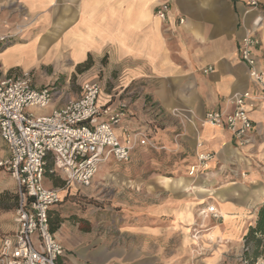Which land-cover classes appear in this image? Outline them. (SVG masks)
Segmentation results:
<instances>
[{"label":"crops","instance_id":"obj_1","mask_svg":"<svg viewBox=\"0 0 264 264\" xmlns=\"http://www.w3.org/2000/svg\"><path fill=\"white\" fill-rule=\"evenodd\" d=\"M162 2L171 6L167 21L156 16ZM20 8L28 23L21 39L0 47V74L31 70L35 85L41 87L61 77L62 72L97 70L100 66L103 70L105 66L95 78L101 84L99 104L109 102L117 107L125 98L123 92L136 89L160 112L153 118L140 97L126 109L123 126L151 128V140L164 146L167 151L161 154L168 155L176 149L173 138L179 124L184 129L179 149L184 152L180 159L185 174L145 180L133 176L120 186L127 192L125 201H119L127 225L123 231L131 236L128 242L112 246L104 233L92 240L91 232L80 227L81 216L68 214L71 205L51 208V220L58 215L63 218L55 231L67 250L61 262L191 264L196 244L213 248V239L218 237L240 240L244 248L264 203V98L256 99L248 109L253 130L245 147H238L227 129L201 127L198 120L208 111L226 108L227 100L236 93H259L239 56V45L256 12L264 13V0L257 11H248V0H0L1 34L8 31L3 24L6 17L10 25L21 19ZM180 18L185 21L180 23ZM256 36L259 44L254 54L264 70V24ZM208 66L214 70L205 73ZM147 119L152 126L144 123ZM118 134L124 138L121 130ZM0 146V155L5 156L8 151L2 140ZM149 149L150 145L137 146L132 159L137 152ZM200 150L216 152V159L207 173L189 176L188 167ZM110 161L114 160L99 168L102 174L108 171ZM130 171L140 174L136 169ZM45 184L62 189L61 203L66 200L72 205L84 190L65 188L56 174L47 173ZM210 203L225 217L212 230L207 229V223L214 218L200 213ZM16 206L17 183L9 172L0 170V244L4 235L16 229ZM194 223L199 234L189 230Z\"/></svg>","mask_w":264,"mask_h":264},{"label":"built area","instance_id":"obj_2","mask_svg":"<svg viewBox=\"0 0 264 264\" xmlns=\"http://www.w3.org/2000/svg\"><path fill=\"white\" fill-rule=\"evenodd\" d=\"M261 2L248 0V11H257ZM170 11V4L162 2L156 16L167 21ZM257 12L241 39L239 56L247 64L259 93H236L227 100L226 108L208 111L198 120L201 127L227 129L238 147L250 144L253 122L248 109L256 99L264 98V70L254 54L259 44L256 32L264 24V13ZM184 21L179 19L180 23ZM17 34L0 35V47L10 44ZM213 70L212 66L203 69L205 73ZM100 95L101 84L96 80L84 82L79 95L68 97L60 84L37 87L28 72L0 74V138L8 151L0 157V170L15 179L18 195L16 229L2 237L0 264H63L67 250L52 232L49 217L50 209L62 200V189L46 186L47 173L59 175L65 188L83 190L91 186L99 168L110 159L127 163L137 146L156 147L145 129L131 130L122 125L128 106L125 101L117 107L109 102L99 104ZM52 105L49 113L38 112ZM119 130L124 133L123 139ZM215 159L214 151H198L188 175L207 173ZM200 213L223 218L212 203Z\"/></svg>","mask_w":264,"mask_h":264},{"label":"rangeland","instance_id":"obj_3","mask_svg":"<svg viewBox=\"0 0 264 264\" xmlns=\"http://www.w3.org/2000/svg\"><path fill=\"white\" fill-rule=\"evenodd\" d=\"M21 11V19L15 21L10 25L8 18L6 17L3 21V24L7 26L8 31L6 30L4 33H0V35H9V34H19L16 35L15 39L12 42H15L21 39L22 30L26 27V12L24 9L20 8ZM11 42V43H12ZM105 65V64H103ZM68 70V69H67ZM82 70V69H80ZM79 68H76L75 71L68 73H61V77L56 79H52L49 84L56 83L60 84L62 89L64 90L66 96L75 97L79 95V90L81 88V84L88 80H95L98 78L103 70H106L104 66L102 70V66H100L97 70L91 69L88 71L81 72ZM21 72H28L34 78V73L31 70H22ZM64 77V78H63ZM107 86H110V81ZM127 91L123 92V96H125L124 100L128 106L127 108L136 102V99L140 97L143 98L145 95L140 90H130L129 93L126 94ZM145 99V98H143ZM146 104L144 105V109H147V113L151 114L154 118L159 116L157 107L151 103V100L148 98L145 99ZM126 108V109H127ZM40 113L44 112V110L38 111ZM146 113V112H144ZM152 119L151 117H149ZM147 119L144 121L145 124H150L152 126L153 122ZM157 121V120H156ZM154 121L156 124L157 122ZM149 136V140L155 144L156 147L150 146L151 149L148 151H144L141 153L137 152V154L133 157L132 161L129 164L122 165L118 164L114 161H110L107 164V170L104 174L99 171V173L93 179V183L90 187L84 188L81 191L79 197L76 198V203L74 205L67 203L66 200L60 204H68L71 205V211L68 213L70 216H81L80 218V227L83 230H87L90 233L89 238L94 240L96 236H99L100 233L106 234L110 239L112 246H116L117 244H121V242L129 241L131 239L125 231H123L126 222L123 214V205L119 200H124L127 198V192L124 189H121L120 186L125 185L128 182V179L134 178L136 176L138 179H147V178H155L161 176H174L178 177L180 175L185 174V168L183 167V160L180 157H183L184 152L180 151L181 147V138L184 133L183 127L179 124V128L174 134V142L176 145V149L173 150V153L161 154L163 151H167L164 146L156 144L151 140L150 129L145 127ZM141 130V129H140ZM1 140V138H0ZM2 146H0V149ZM136 149V148H135ZM0 157H3L0 155ZM50 163V162H49ZM138 170L140 172L139 175L130 174V170ZM188 171V170H187ZM153 181V180H152ZM156 182V181H155ZM105 186V189H101ZM112 186V187H111ZM83 192V193H82ZM72 201V200H71ZM66 205V206H68ZM58 208H63V206H56ZM223 218L213 219L211 222L207 223V229H211V227L216 225H221L223 222ZM127 226V225H126ZM199 227V226H198ZM194 223L189 227V230L194 232L195 234H199L200 230ZM212 230V229H211ZM204 233H206V229H204ZM1 237V235H0ZM262 242L258 248V257L253 263L252 259L255 253V246L250 243L241 249L240 240H226L223 238L213 239L215 242V247L208 246L206 244H196V252L192 256L191 264H264V237H261ZM185 256V255H184ZM182 259H185V257Z\"/></svg>","mask_w":264,"mask_h":264},{"label":"trees","instance_id":"obj_4","mask_svg":"<svg viewBox=\"0 0 264 264\" xmlns=\"http://www.w3.org/2000/svg\"><path fill=\"white\" fill-rule=\"evenodd\" d=\"M91 62L86 64V67H90ZM80 70V68H79ZM81 71V70H80ZM52 175V174H51ZM61 202H59L56 205H59ZM17 204H18V195H17ZM55 205V206H56ZM54 206V207H55ZM17 208V206H16ZM50 212L49 211V217H50ZM58 212V211H56ZM63 221V218L58 215L54 220H51L50 218V225H51V230L52 232L55 233V231L58 229L60 223ZM261 237H264V203L260 205L259 210H258V221L256 223V226L254 228H251L248 235L246 236L245 243L251 244L252 246H255V253L252 259L253 263L255 262L256 258L259 256L258 255V248L261 245L262 239Z\"/></svg>","mask_w":264,"mask_h":264},{"label":"bare ground","instance_id":"obj_5","mask_svg":"<svg viewBox=\"0 0 264 264\" xmlns=\"http://www.w3.org/2000/svg\"><path fill=\"white\" fill-rule=\"evenodd\" d=\"M222 214V213H221ZM222 216H223V214H222Z\"/></svg>","mask_w":264,"mask_h":264}]
</instances>
